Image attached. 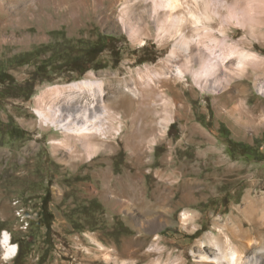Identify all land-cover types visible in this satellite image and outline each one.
<instances>
[{
	"label": "rangeland",
	"instance_id": "374dc122",
	"mask_svg": "<svg viewBox=\"0 0 264 264\" xmlns=\"http://www.w3.org/2000/svg\"><path fill=\"white\" fill-rule=\"evenodd\" d=\"M70 1L82 14L69 15ZM70 1L0 0V244L7 238L15 246L14 256L0 246V264H199L201 252L215 256L208 236H231L238 226L248 245L240 249L231 237L233 244L264 264L259 72L248 68L234 78L231 97L199 87L187 73L167 92L175 114L151 150L133 157L120 140L125 130L112 148L69 162L54 156L50 138L59 133L40 127L36 96L89 73L121 88L136 68L157 63L170 49H158L145 16L152 37L133 42L118 21L122 1L106 0L93 18L83 14L82 0ZM214 1L220 16L232 14L234 0H224L228 9ZM71 19L80 20L77 27ZM228 34L237 39L244 32L232 26ZM250 203L256 222L248 218Z\"/></svg>",
	"mask_w": 264,
	"mask_h": 264
},
{
	"label": "bare ground",
	"instance_id": "6f19581e",
	"mask_svg": "<svg viewBox=\"0 0 264 264\" xmlns=\"http://www.w3.org/2000/svg\"><path fill=\"white\" fill-rule=\"evenodd\" d=\"M82 1L86 4V7L83 2L80 4L85 7L83 14L92 18L98 7L106 2L94 0L96 2L89 5V0ZM118 1H122L118 21L129 38L133 42H142L141 38L152 37L146 24H142L141 17L145 16L155 27L153 38L158 49L170 46L169 54L155 64L136 68L129 79L122 81L121 88L110 86L89 73L82 81L47 87L37 95L34 106L40 127L45 131L55 129L59 133V136L50 138L54 156L62 153L72 163L89 161L111 147L126 130L125 134L127 131L128 134L121 136L120 140L129 147L133 157L139 159L142 151L151 150L150 145L163 136L172 122L175 113L171 108L176 101L167 92H175V84L184 79L187 73L199 87H206L214 93L222 90L231 97L233 79L252 68L259 72L254 84H258L259 91L264 94V57L255 52L253 44L256 42L264 48V0H234L232 14L228 16H220L216 12L214 0ZM221 1L220 7L228 9V2ZM66 5L68 13L79 10L76 13L82 14L81 7L74 2ZM136 15L139 18L135 22L133 18ZM214 17L220 18L218 23L214 22ZM78 19H71L73 27L80 23ZM232 26L243 30L244 35L231 38L228 33ZM232 59L234 62L230 63ZM105 86L110 87L109 96L105 95ZM149 116L157 117L160 121L156 122ZM126 118L130 119L128 123L124 121ZM122 208L129 212L132 210L129 204L122 205ZM247 214L249 219L256 222L252 203ZM189 218L190 214H183V221ZM262 220L264 222V213ZM230 234H221L217 238L208 236L210 250L215 251V256L213 258L201 252L196 255L197 262L257 264L240 250L248 245L245 230L238 226ZM231 237L241 244L240 249L233 244ZM0 246L7 255L14 256L15 246L7 238H3ZM202 247L204 244L200 243L199 248ZM104 257L108 261V256Z\"/></svg>",
	"mask_w": 264,
	"mask_h": 264
},
{
	"label": "trees",
	"instance_id": "16d2710c",
	"mask_svg": "<svg viewBox=\"0 0 264 264\" xmlns=\"http://www.w3.org/2000/svg\"><path fill=\"white\" fill-rule=\"evenodd\" d=\"M9 78V77H8Z\"/></svg>",
	"mask_w": 264,
	"mask_h": 264
}]
</instances>
